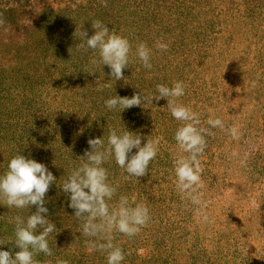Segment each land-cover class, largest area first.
Here are the masks:
<instances>
[{"label":"rangeland","instance_id":"374dc122","mask_svg":"<svg viewBox=\"0 0 264 264\" xmlns=\"http://www.w3.org/2000/svg\"><path fill=\"white\" fill-rule=\"evenodd\" d=\"M0 14V174L20 153L56 178L45 206L58 231L48 238L53 255L36 257L41 264L57 258L107 264L106 253L86 247L61 188L90 150L87 141L103 138L106 145L113 129L139 133L142 146L160 139L139 182L125 179L114 159L103 165L119 185L111 203L125 195L146 203L152 217L131 239L114 234L126 254L122 264H264V0H0ZM95 20L127 37L133 54L145 42L151 70L133 55L125 79L115 81L108 66L93 64L98 52L79 45L81 31L86 38L95 34ZM157 41L167 43V51L157 49ZM175 81L187 85L179 102L199 113L202 126L219 117L241 133L233 139L212 128L206 137L200 191L208 221L176 189L173 162L182 153L174 136L181 122L167 100L123 112L105 106L115 95H157L158 84ZM35 210L0 200V250L19 251L10 221Z\"/></svg>","mask_w":264,"mask_h":264},{"label":"clouds","instance_id":"9594fccd","mask_svg":"<svg viewBox=\"0 0 264 264\" xmlns=\"http://www.w3.org/2000/svg\"><path fill=\"white\" fill-rule=\"evenodd\" d=\"M100 2L104 4L105 0ZM3 24L0 14V25ZM92 28L95 34L90 38H86L87 31L80 32L83 43L79 48L98 52L99 58H94L92 63L108 66L113 80L125 79L123 71L129 67L133 55L145 69L151 70L152 49L145 42L137 44L133 54L129 39L115 30H109L102 21H93ZM156 48L167 51L168 44L157 41ZM103 87L110 88L111 84L104 83ZM186 87L183 81H175L172 86L158 84L157 95L140 92L131 98L115 95L105 101V106L109 110L123 112L132 107H146L154 99L167 100V110L175 120L181 122L174 136L182 153L173 162L176 189L196 206V214L208 221L209 217L203 212L207 202L200 191L203 188L201 157L207 148L206 137L214 135L210 130L212 128L226 131L233 139H238L241 133L238 126L226 128L219 117H210L206 122L208 127L202 126L199 113L179 102V98L185 95ZM142 140L145 138L139 133L127 130L118 132L115 129L109 132L106 145L103 138H90L87 141L90 150H85L84 155L79 157L80 166L72 169L61 188L68 195V207L74 210V217L81 222L83 236L88 238L85 240L86 247L91 251L106 253L107 264H122L126 258L124 250L113 242L114 234L119 233L131 239L152 219L146 203H133L125 195H120L116 203H111L119 185L110 182L108 169L103 166L114 159L126 173L125 179L135 177L139 182V178L148 174L150 163L156 158L160 145L159 137L146 139L143 146ZM133 149L137 150L134 154ZM55 181L56 178L46 165L20 153L9 161L7 170L0 174V200L9 208H36L26 219L16 215L10 221L15 224L14 245L19 251L13 255L11 251L0 250V264H41L36 259L39 254L48 257L53 255L48 238L58 230L48 218L45 196ZM0 245H3V241H0ZM47 264L52 262L48 261ZM55 264H69V261L57 258Z\"/></svg>","mask_w":264,"mask_h":264}]
</instances>
